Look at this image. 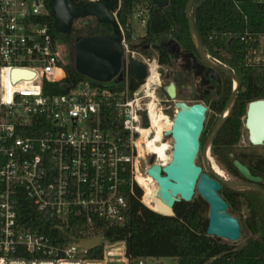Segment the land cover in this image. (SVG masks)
Wrapping results in <instances>:
<instances>
[{
  "label": "built area",
  "instance_id": "2783aa9c",
  "mask_svg": "<svg viewBox=\"0 0 264 264\" xmlns=\"http://www.w3.org/2000/svg\"><path fill=\"white\" fill-rule=\"evenodd\" d=\"M139 3L130 23L120 25L119 79L83 80L66 93L49 94L45 85L62 83L67 62L48 23L40 20L49 16L46 1L0 0V264H145L128 258L125 247L111 251L123 242H106L100 234L102 223L124 222L140 160L157 159L143 142L138 145L145 113L151 129L147 102L160 105L156 87L144 88L146 77L129 93L130 62L143 63L147 75L155 62L139 47L150 10L149 2ZM240 42L247 48L243 66L264 69V35L246 30ZM231 80L233 91L237 84ZM115 124L120 132L109 129ZM21 196L52 221L53 239L21 224ZM95 238H101V259L78 246Z\"/></svg>",
  "mask_w": 264,
  "mask_h": 264
},
{
  "label": "trees",
  "instance_id": "16d2710c",
  "mask_svg": "<svg viewBox=\"0 0 264 264\" xmlns=\"http://www.w3.org/2000/svg\"><path fill=\"white\" fill-rule=\"evenodd\" d=\"M45 1L49 16L40 20L48 23L53 39L64 43L70 55V61L65 66L66 77L62 83H47L45 88L48 89L49 94L66 93L78 82L88 80L74 67L76 42L85 36L110 33L112 29L109 25L95 21L81 28H72L69 34L62 33L55 25L50 0ZM139 1L119 0V9L116 12L119 25L125 26L130 23L132 11ZM146 1L150 4V10L146 35L141 38L139 44L141 51L145 45L159 44L162 39L169 36L183 51L200 58L192 39L186 14L190 0H167L162 5L153 0ZM73 3L75 6H80L87 3V0H73ZM189 13L204 55H209L225 64L228 70L233 71L238 78V92L231 108H235L239 115L243 114L247 108V102L264 99V69L253 70L243 66V55L247 48L244 43L240 42V36L246 30L264 35V2L192 0ZM251 45H256V43L252 42ZM143 53L149 56L150 51ZM154 53L160 66L172 64V58L164 46L159 45ZM130 79L129 93L132 95L141 84L132 77ZM231 94V81L225 79L220 98L211 100L208 108H225ZM144 119L146 126L142 125V127L147 128L146 115H143L142 124ZM240 127V119L235 118L232 124L227 126V130H231L233 136L238 138ZM109 129L113 132H120L116 124L110 126ZM206 130L207 123L204 124L200 137L201 147L205 141ZM139 179L146 192L150 194L144 191L143 202L149 208L141 202L142 190L135 184L134 195H127L128 207L124 222L120 225L101 224L100 234L103 239L112 244L123 242L128 258H169L175 259L177 264H264V234L250 240L240 248L225 240L209 237L206 235L207 219L202 218L207 205L199 196L189 203H177L173 209L174 216L160 215L153 211L157 210L156 184L147 175L139 174ZM16 210L19 221L24 227L36 230L51 239L54 238L55 230L52 221L42 217L30 200L21 196L18 199ZM240 226L242 230V224ZM246 228L254 235L259 231V225H246ZM102 254L103 248L99 246L89 251L87 256L101 259Z\"/></svg>",
  "mask_w": 264,
  "mask_h": 264
},
{
  "label": "water",
  "instance_id": "95a60500",
  "mask_svg": "<svg viewBox=\"0 0 264 264\" xmlns=\"http://www.w3.org/2000/svg\"><path fill=\"white\" fill-rule=\"evenodd\" d=\"M159 5L167 0H153ZM186 14L191 30L193 42L202 60L214 71V79L220 83L218 73L223 72L233 79L237 87L232 91L228 106H231L237 95L239 80L228 69L211 64L203 53L201 43L196 35L189 7ZM51 11L55 18V25L62 33L72 31L74 21L94 18L97 23L111 27V32L104 35L85 36L80 38L74 47V67L82 76L100 83H109L116 78L122 66V46L120 25L116 18L119 0H98L75 6L73 0H50ZM157 47V46H153ZM129 71L132 78L142 84L147 77V67L138 60L130 62ZM170 99L176 96L175 85L170 83L165 89ZM176 111L172 119L171 129L164 133L170 138V161L161 166L152 163L146 168V175L156 183V208L160 215L174 216L173 209L177 203H189L195 195L199 196L208 206L206 235L235 243L241 236V226L238 220L227 212V203L220 197V183H225L209 171L206 160L205 172L197 165L196 159L200 152V137L203 132L206 112L208 108L203 103L186 104L175 103ZM245 128L248 140L258 146L264 142V99L250 101L247 105ZM238 171L249 181H258L248 174L245 167L234 162ZM240 186V185H235ZM101 243V238L82 240L78 246L93 250Z\"/></svg>",
  "mask_w": 264,
  "mask_h": 264
},
{
  "label": "flooded vegetation",
  "instance_id": "af4514ba",
  "mask_svg": "<svg viewBox=\"0 0 264 264\" xmlns=\"http://www.w3.org/2000/svg\"><path fill=\"white\" fill-rule=\"evenodd\" d=\"M161 41L159 44L153 45L157 47L145 45L142 48V52L151 50L155 51L159 45H162L167 49L172 59L173 54H176V56L181 54L193 74L195 76L200 75L202 78L206 79V82H208L201 92L204 98L211 95L212 88L216 93V96L212 100L220 98L223 91V84L225 82V78L219 73L220 71H216L220 83L217 82L214 83V85H211V80L214 82H216V80L214 77L209 79L210 75H208V70L213 72V69L206 65L200 54V58H197L194 54L186 53L177 46L173 40L175 50L172 53V51H170L166 45L162 44ZM174 79L173 84L175 85L176 93L174 99L169 98L165 88L162 90V92L165 93L166 98H161L160 105H164L166 110L169 108L175 111V103L181 101L177 99L178 82ZM230 81L232 91V80ZM228 103L225 108H208V111L212 112V116L211 118L206 117L205 119L208 132L206 130V138L202 146L203 158L207 162L209 171L225 182L220 183L221 189L219 195L227 203V212L229 215L236 218L239 224L264 225V142L258 146L252 145L249 142L248 133L245 128L247 108H245L243 114L239 115V112H237L235 108H231L234 102L231 106H228ZM235 118H239L241 122L238 138L233 136L231 130H227V126L230 123L232 124V121ZM169 128L170 127H168V130ZM164 142L167 141L164 140ZM235 161L245 167L249 175L258 178L259 180H247L235 167ZM213 164L222 170L223 175H225L223 178L215 173L213 170ZM202 172H205L203 168ZM237 184L240 186H235Z\"/></svg>",
  "mask_w": 264,
  "mask_h": 264
},
{
  "label": "rangeland",
  "instance_id": "374dc122",
  "mask_svg": "<svg viewBox=\"0 0 264 264\" xmlns=\"http://www.w3.org/2000/svg\"><path fill=\"white\" fill-rule=\"evenodd\" d=\"M145 3H148V1L145 0H141L139 5L143 4L142 6H146ZM95 22L94 18L88 17L85 19H78L74 21V25L73 28H81L82 26H86L89 24H92ZM162 44L166 45L168 47V49L170 51L175 50V46L174 43L172 41L171 37H165L162 41ZM61 47V53L63 56H65V61L67 63H69L70 61V55H69V50L66 47V45L62 42H58ZM149 54V58L151 60H155L154 63H151L150 66H153L155 68L154 71V81H153V87H156V95L158 98V101L161 100V98H166L165 93L162 92V90L168 87V85L170 83H173V79L177 80L178 82V89H177V99L181 100L182 102H185L186 104L190 105L193 103H197V102H201L203 103L207 108L209 107V104L211 102V100L216 96V93L214 91V89H211V95H209L208 97L203 96L202 89L208 84V82H206L205 78H202L200 75L195 76L192 72V70H190V68L188 67L186 61L184 60V57L181 54H178L176 56V54H173V59H172V64L170 66H160L158 64L157 61V57L154 53V51H150ZM146 55V54H145ZM66 63V64H67ZM208 70V69H205ZM208 75H210L209 79H212V77H214V71H210L208 70ZM222 73V77L227 79V81L231 80L230 77L226 76V74ZM150 75V72L148 73L147 77ZM118 80V78H117ZM117 80H113L114 82L111 83H107V84H113L115 83ZM214 83H217L211 80V85H214ZM117 86V85H116ZM120 86V84L118 85ZM248 102L246 103L247 106ZM158 107L161 109V111L166 114L167 116H169L170 119L173 118L174 112L172 109L166 110V108H164V105H158ZM144 116L146 115L143 114ZM212 116V112L208 111L207 112V118H211ZM206 124V123H205ZM143 126H146V122L144 119V123L142 124ZM209 127V126H208ZM207 132H208V128H207ZM206 138V132H205V136ZM167 142H171L170 138H166L164 139ZM170 155V153H169ZM152 163H156V160H140V165H139V173L145 175V171L146 168H148L149 166H151ZM196 163L197 165H199L200 167L203 168L204 171H206L205 169V165H204V158H203V152H202V147L200 148V152L197 156L196 159ZM143 172V173H142ZM137 186L142 190V196H141V200L142 203L143 202V198H144V189H142V187L140 185ZM198 196L195 195L193 197L192 200L196 199ZM145 205V204H144ZM146 206V205H145ZM148 207V206H146ZM149 208V207H148ZM152 209V208H150ZM202 218L203 219H207V210H205L202 213ZM242 230H241V236L240 238L237 240V242L235 243H231V244H235L237 246V248L243 247L245 244H247L250 240H253L259 236H261L262 234H264V225H259V231L256 235L250 233V231L246 228V225L242 224ZM245 226V227H244ZM228 242V241H226ZM230 243V242H228ZM125 247V245L123 243H119L117 245H115L114 247H111L110 250L113 252H116L119 248H123ZM145 264H177V261L175 259H169V258H160V259H153V258H146L145 259Z\"/></svg>",
  "mask_w": 264,
  "mask_h": 264
},
{
  "label": "bare ground",
  "instance_id": "6f19581e",
  "mask_svg": "<svg viewBox=\"0 0 264 264\" xmlns=\"http://www.w3.org/2000/svg\"><path fill=\"white\" fill-rule=\"evenodd\" d=\"M154 71H155V68L153 66H150V75L147 78L144 88L148 89L153 84ZM148 93H149V96L153 97V94L151 92H148ZM147 103H148L147 108H148L149 122H150V128H151L150 130H152V132L147 128H139L138 131L141 134V137L138 140V145L140 146V144L143 142L144 145H142V147L146 148L147 152L150 155L152 154L156 156L157 158L156 163L160 164L161 166H165L170 161L169 153H171V142L172 141L164 142L163 137H164V133L166 132V130L168 131V127H170L169 130L171 129L172 119H170L169 116H167L161 111V109L156 105L155 101L153 102L148 101ZM213 170L221 178L225 176L223 175L222 170L219 169L215 164H213ZM139 174L140 173L138 172L136 181L138 185H140L142 189H144V191L146 192V189L144 188L141 180L139 179ZM151 180L154 182L153 179Z\"/></svg>",
  "mask_w": 264,
  "mask_h": 264
}]
</instances>
